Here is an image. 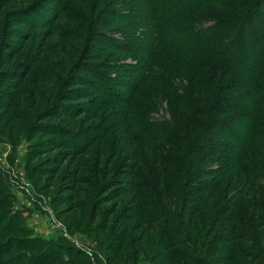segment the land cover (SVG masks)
<instances>
[{
  "label": "rangeland",
  "instance_id": "1",
  "mask_svg": "<svg viewBox=\"0 0 264 264\" xmlns=\"http://www.w3.org/2000/svg\"><path fill=\"white\" fill-rule=\"evenodd\" d=\"M119 5L121 13L128 14L125 1ZM106 8L118 11L106 4L100 7L98 0H0V264H264V229L258 228L260 214L252 208L248 225L262 235L256 242H210L205 237L209 224L200 222L208 219L200 212L194 223L196 233H201L197 246L182 247L185 257L167 248L173 241L166 242L164 230L170 226L159 220L155 205L160 202L153 196L155 158L142 155L149 145L144 132L127 121L132 115L124 101L135 98L145 58L147 66H166L173 60L165 50L149 63L148 51L128 52L110 41L100 47L99 34L124 39L116 31L123 23L108 30L100 26L110 13ZM12 16L26 19L30 27L13 23ZM135 33L133 45L139 41L149 47L143 40L149 38L145 24ZM11 43L19 48L9 65L6 50ZM32 60L35 65L23 74ZM85 69L92 70L94 81H83L91 78ZM17 71L22 76L12 77ZM103 74L110 77L111 91L97 84ZM218 75L230 77L220 71ZM114 91L121 96H114ZM146 92L151 98L150 87ZM164 94L152 99L159 100L160 112H151L158 120L169 118ZM69 101L88 110L77 116L64 114L62 105ZM174 110L185 117L176 106ZM42 123H54L55 129ZM101 126L108 128L106 132ZM86 130L92 135L89 144L71 140ZM175 167L169 162L163 168L169 173ZM133 169L136 187L146 185L141 193L153 196L155 205L131 192ZM177 183L167 180L169 205L164 206L176 215L171 203L181 194L171 186ZM212 202L205 203L206 211L215 210L222 199ZM182 206L178 202V210ZM178 222L182 226L180 218Z\"/></svg>",
  "mask_w": 264,
  "mask_h": 264
},
{
  "label": "trees",
  "instance_id": "2",
  "mask_svg": "<svg viewBox=\"0 0 264 264\" xmlns=\"http://www.w3.org/2000/svg\"><path fill=\"white\" fill-rule=\"evenodd\" d=\"M98 1L100 7L106 4L118 9H105L110 13L101 22L102 29L108 30L116 23L124 24L116 30L122 32L124 39L99 34L97 44L100 47L110 41L113 47H122L128 52L148 51L149 63L156 62L153 56L165 50L171 53L173 60L166 66L163 63L147 66L145 58L135 98L128 96L124 101L127 102L125 110L132 115L127 121L144 132L149 145L146 150H141L142 155L155 158L153 196L155 202L160 203L155 205L153 196H143L141 190H146V185L136 187L134 169L131 192L142 202L154 204L159 210V220L162 223L166 220V226L175 230H164L166 242L173 241L168 242L167 248L177 249L185 257L188 254L182 247L197 246L201 240L197 236L201 233H196L194 223L201 218L197 216L200 212L208 219L200 222H208L205 237L212 243L260 240L262 235H258L248 222L252 208L260 214L258 228L264 229V0H122L128 14L121 13V0ZM209 7L220 8L222 12ZM50 12L52 17L56 15L54 9ZM11 20L29 26L22 17L12 16ZM140 24H145L148 30L149 38L143 40L149 47L139 41L133 45L137 39H131V34L136 35L135 30ZM18 48L9 44L7 64L15 59ZM30 65H35L34 60L25 67L23 74ZM82 71L91 77L89 80L85 77L84 82L94 81L92 70ZM218 71L230 77L224 79ZM18 74V71L14 72L12 77L22 76V72L20 76ZM106 75L99 76L97 84L101 89L111 91L112 83ZM78 82L73 83L74 88L79 86L76 85ZM148 87L152 90L151 98L146 92ZM113 93L121 96L117 91ZM162 93H165L170 109L167 120H158L151 115V112H160L159 100L152 99L159 98ZM74 102L62 105V112L77 116L88 110L87 107L79 109L82 106ZM174 106L185 113L184 118L177 115ZM52 124L45 125H51L50 130H54ZM107 129L105 127L103 131ZM77 138L89 144L92 135L86 130L72 136L71 140ZM169 162L176 167L167 173L163 167ZM171 179L178 182L171 188L181 194V198L171 203L175 205L177 215L164 207L169 205L165 192L168 190L166 182ZM137 192L141 194L137 195ZM220 199L222 203L215 210L204 209L207 201L213 200V204ZM180 201L183 206L178 210ZM186 204H190L189 208ZM141 211L147 213L145 203ZM169 216L172 218L168 219ZM178 218L183 221L182 226Z\"/></svg>",
  "mask_w": 264,
  "mask_h": 264
}]
</instances>
